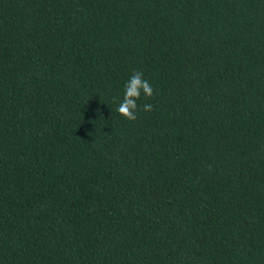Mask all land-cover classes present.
Returning <instances> with one entry per match:
<instances>
[{
  "label": "trees",
  "instance_id": "1",
  "mask_svg": "<svg viewBox=\"0 0 264 264\" xmlns=\"http://www.w3.org/2000/svg\"><path fill=\"white\" fill-rule=\"evenodd\" d=\"M0 264H264V0H0Z\"/></svg>",
  "mask_w": 264,
  "mask_h": 264
},
{
  "label": "clouds",
  "instance_id": "2",
  "mask_svg": "<svg viewBox=\"0 0 264 264\" xmlns=\"http://www.w3.org/2000/svg\"><path fill=\"white\" fill-rule=\"evenodd\" d=\"M141 92L145 97L153 96V87L145 79L143 73L136 71L124 85V97L116 108V111L129 121L137 119V101L140 99ZM143 110L148 112L152 110L151 104L143 105Z\"/></svg>",
  "mask_w": 264,
  "mask_h": 264
}]
</instances>
